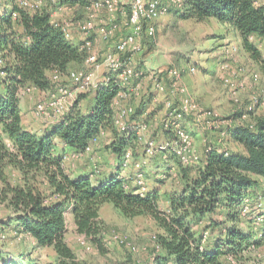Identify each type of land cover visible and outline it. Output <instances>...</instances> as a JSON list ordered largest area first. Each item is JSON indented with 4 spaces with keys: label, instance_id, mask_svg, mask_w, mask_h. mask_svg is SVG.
Instances as JSON below:
<instances>
[{
    "label": "trees",
    "instance_id": "1",
    "mask_svg": "<svg viewBox=\"0 0 264 264\" xmlns=\"http://www.w3.org/2000/svg\"><path fill=\"white\" fill-rule=\"evenodd\" d=\"M62 2L71 5L86 0ZM2 3L0 0V199L7 202L11 213L0 217V240L5 241L11 230L14 241L29 235L32 244L21 242L15 252L0 246V264H34V251L45 247L54 248L56 264H75L77 254L67 240L68 212L74 215L77 231L104 249L100 209L105 202H112L128 217L145 215L158 223L161 232L150 264H226L227 256L240 257L252 247L264 245V117L253 125L230 123L217 140L231 136L243 150L219 146L216 141L211 148L206 146L198 164L185 165L172 146L164 148L161 152L166 158L171 153L178 157L183 185L169 195L168 207L162 208L159 189L147 186L151 177L145 174L144 164L129 177L124 174L126 151L132 150L135 164L145 149L137 132L127 135L115 125L113 101L120 88L115 76L95 89L94 102L88 107L81 104L87 97L82 93L68 112L42 130L23 125L22 90L29 86L50 90L55 85L53 70L67 72L72 65L83 64L86 52L66 37L47 7L31 10L15 1ZM180 17L197 21L213 17L226 23L239 33L264 73L262 50L253 41L254 36L264 37V1L185 0ZM145 106H137L132 120L137 121ZM164 120L161 128L171 141L176 131L166 129ZM103 130L113 132L106 147L114 155V167L97 172L69 169L63 146L83 152ZM9 167L19 171L20 180L9 176Z\"/></svg>",
    "mask_w": 264,
    "mask_h": 264
},
{
    "label": "rangeland",
    "instance_id": "2",
    "mask_svg": "<svg viewBox=\"0 0 264 264\" xmlns=\"http://www.w3.org/2000/svg\"><path fill=\"white\" fill-rule=\"evenodd\" d=\"M12 1L14 0H1L2 4H10ZM70 12L64 11L62 18L71 17L72 14ZM84 15L83 9L77 10L76 18H81ZM221 37H226L230 41L226 42L224 39H220ZM241 44V38L234 30L229 29L227 25L223 27L217 25L214 19L204 22L184 19L174 10L160 19L157 24V32L147 41L137 61L138 67L143 69L146 75L149 74L148 76L154 70L166 72L171 67L181 69L182 82L187 88L188 95L203 109L201 121H196L194 115H184L185 120H183L184 126L193 134L196 151L202 158L205 146L209 145L211 148V145L214 142L216 143V141L219 146L243 150V146L240 143L233 142L230 139L231 136L223 135L221 141H218L217 138L230 123L253 125L259 118L264 117V95L253 107V110L246 111V107L251 103L253 95L258 93V88L256 85L252 86V82H249L250 80L247 76L251 74L250 78H252L255 71L262 76L263 72L260 68L256 70L253 68L255 61H250L249 52ZM97 45L100 48L106 47V44L101 41H98ZM234 45L238 47V50L231 56L223 57V54L218 53L219 49L227 50V48H231ZM262 54L264 56V52ZM84 63L79 66L72 65L71 68H82ZM192 66L197 67L196 71H191ZM103 72L104 70L98 72L97 82L99 84L101 82L100 79L103 77ZM226 77H230L235 82V86L226 84ZM65 81L72 85L70 80L65 79ZM145 82L150 84L148 78H146ZM240 82L245 85L239 86ZM261 83L264 84V81H261ZM95 89L82 92L87 94V97L81 100L84 108L94 102L93 93ZM82 93H78L77 96ZM184 96L179 93L177 96L169 95L167 99L172 100L174 105L178 106ZM48 97V91L35 90L34 88L31 90L24 88L22 90L21 101L24 103L23 108L27 109L24 114L27 117V122L33 123L34 121L31 120L33 116L34 120L36 118L40 120L41 124L45 125L61 117L53 115L49 110L38 114L37 105L40 102H47ZM137 100L138 98L135 96H130L129 98L130 103L137 102ZM148 104L149 102L147 101L145 108L149 110ZM152 106L155 109L153 111L155 113L151 117L152 120H146L149 127L144 132V137L145 139H155L158 144L166 140L164 136L166 132L164 128H161V124L166 117L168 109L163 104L155 106L153 103ZM28 113L29 116L27 115ZM133 161L132 158L126 171L129 169L131 173H136L138 167L133 164ZM140 161H143L145 174L151 177L146 181L147 186L159 189L161 206L162 208H167L170 201L169 195L180 190L183 185L181 165L178 157L171 153L166 158L162 152L157 151L153 155L143 153L140 156ZM168 162H170L171 166L167 167ZM66 164L71 170L81 167L91 172H97L98 170L108 171L114 167L115 158L106 145L100 143V145L96 144L93 146L90 151L67 154ZM155 172L160 174V176L157 177ZM9 176L14 180L21 179L19 171L12 167H9ZM158 178L163 179L159 180ZM9 213H11V208L6 201L0 199V217ZM100 218L105 224L104 249L95 245L86 235L77 232L73 224L72 215L68 217V242L77 254V262L75 264L151 263L149 256L153 255L157 244V236L161 232L154 218L145 215L128 217L112 202L102 204ZM246 218L247 216L243 220L244 226L246 225ZM14 235V231L9 230L6 232V239L5 241L0 240V246L7 251L15 252L20 248L18 244L21 242L26 246L32 244L29 235H22L16 241L13 239ZM115 235L124 238L126 244L118 242ZM34 257L36 258L34 264L57 263V253L53 247L36 249ZM225 263L264 264V245L254 246L245 251L240 257L227 256Z\"/></svg>",
    "mask_w": 264,
    "mask_h": 264
},
{
    "label": "built area",
    "instance_id": "3",
    "mask_svg": "<svg viewBox=\"0 0 264 264\" xmlns=\"http://www.w3.org/2000/svg\"><path fill=\"white\" fill-rule=\"evenodd\" d=\"M20 7L37 10L47 7L52 18L67 10L83 8L85 15L81 18L68 17L67 19L57 18L56 25L61 26L66 37L80 46L86 52L85 66L79 69H70L62 72L59 69L53 70L54 87L48 90V101L40 102L37 105V112L49 110L55 116H62L70 110L78 93L93 90L99 87L97 82L98 72L105 70V82L111 75L115 76L119 83V90L114 98L113 105L116 108L114 122L122 132L130 135L131 131L138 134L139 142L143 145L147 155H153L157 151L172 146L175 154L185 165L195 164L202 160L197 153L193 134L184 126V115H194L196 121H201L203 109L188 95L187 88L182 82V71L180 68L171 67L166 72L154 70L150 76L138 67V59L143 52L147 41L157 32V24L161 18L169 15L172 11H182L185 7V0H86L85 3L65 4L62 0H14ZM79 8V9H80ZM78 9V10H79ZM76 33L82 38L76 42ZM98 40L106 44L100 48ZM260 48L264 52V37L261 39ZM263 48V49H262ZM237 46L227 48V52L234 53ZM195 66L191 71H196ZM148 78L150 84H146ZM65 79L71 81L69 85ZM261 75L253 74V84H257ZM226 84L235 86L230 77L225 78ZM245 84L240 82L239 86ZM29 90L36 86L27 87ZM185 95L180 105H174L172 100L166 99L165 106L168 109L164 120L166 129L172 128L176 131V137L157 144L155 139H145L144 132L149 124L146 120H132L137 112V106L146 105L147 99L155 102L160 101L163 94L177 96ZM130 96L138 98L137 102L130 103ZM260 96L253 95L251 103L246 111L253 110L259 102ZM146 101V102H145ZM103 130L85 151H90L93 145L106 133ZM84 151V152H85ZM166 156V154H164ZM133 158L131 149L126 151L123 162L125 171ZM143 161L138 160L135 165L139 168ZM140 178L143 173L138 174ZM143 182V181H141ZM146 187L142 188L144 192ZM120 243L126 241L119 235H115Z\"/></svg>",
    "mask_w": 264,
    "mask_h": 264
},
{
    "label": "crops",
    "instance_id": "4",
    "mask_svg": "<svg viewBox=\"0 0 264 264\" xmlns=\"http://www.w3.org/2000/svg\"><path fill=\"white\" fill-rule=\"evenodd\" d=\"M261 1H264V0H261ZM80 7H77L75 10H67V11H71L70 13L72 14L71 15V17H76V12H77V10L79 9ZM80 9H83V8H80ZM84 10V9H83ZM85 12V11H84ZM178 15H180V11L177 13ZM62 15H63V13H61V14H57L56 15V17L55 18H53V20H55V19H57V18H62ZM209 19H214V21H215V23L217 24V25H221L222 27L223 26H225V25H227L226 23H222V22H219L217 19H215V18H213V17H211V18H207L206 20H204V21H207V20H209ZM204 21H201V22H204ZM236 33H237V35L239 36V33L237 32V31H235ZM75 40H76V42H78L81 38H82V36H81V34H78V33H76V36H75ZM220 39H224L226 42H228V41H230L228 38H226V37H221ZM261 39H262V37L261 38H259V37H257V36H254L253 37V41L254 42H256V43H258L259 44V47H260V43H261ZM207 40H208V38H207ZM98 41H100V40H98ZM225 42V43H226ZM241 46H243V44H241ZM218 53H220V54H223L224 56L223 57H229V56H231L232 55V53H229V52H227V50H225V49H223V48H221V49H219L218 50ZM253 59L251 58L250 59V61H252ZM254 61V60H253ZM84 66H85V63H84ZM77 68V67H76ZM253 68L256 70L257 68H260V66L258 65V64H256V62H255V64H254V66H253ZM72 69V68H71ZM73 69H75V68H73ZM262 71V70H261ZM256 72V71H255ZM107 72L104 70V72H103V77H102V79H100V81L102 82V81H104L105 80V77H106V74ZM262 73V72H261ZM108 74V73H107ZM248 79L250 80L249 82L251 83L252 82V86H255L256 85V87L258 88V95L259 96H261L260 98L262 99V96L264 95V87H263V85L264 84H262L261 83V81H264V74L262 73V76H261V79H260V81L257 83V84H253V77L252 78H250L251 77V74H248ZM167 98H169V95L168 94H163L162 96H161V99H160V101H158V102H155V101H153V100H150V101H148L149 102V104H148V106H149V110H150V112L151 111H153V110H151V109H154V107L152 106V104L154 103L155 104V106L156 105H158V104H163V105H165V101H166V99ZM27 102V101H26ZM21 107H22V112H23V125L24 126H26V127H29V128H32V129H34V130H42L46 125H48V123L47 124H41L40 123V120H38V119H36L35 118V120H34V117L32 116V119H31V117H30V119L31 120H33L34 122L33 123H29V122H27L28 120H26V115H24L25 114V111L27 110V109H25V108H23L24 107V103H23V101H21ZM146 107V106H145ZM149 110L148 109H146V111H144L143 113H140L135 119H137V120H144V119H149L150 117H149ZM28 116H29V113L27 114ZM153 117V116H152ZM151 119V118H150ZM152 120V119H151ZM44 125V126H43ZM221 135V134H220ZM220 137V136H219ZM113 140V132L112 131H110V130H107L106 131V133L100 138V140L96 143V144H99L100 145V143L101 144H104V145H107L108 143H110L111 141ZM96 144H94L93 146H95ZM63 149H65L66 151H67V154H69V153H75V152H77L75 149H72V148H70V147H64L63 146ZM207 150V148H206V146H205V151ZM205 151L203 152V157L205 156ZM143 153H145V151L143 150H141V152H139V154H140V156L141 155H143ZM73 171H76V172H80V171H82V170H86V169H82L81 167H78V168H73L72 169ZM87 171H89V170H87ZM124 174H126L128 177L130 176L129 174H131V170H125L124 171ZM72 215V217H73V219H74V215L71 213V212H68L67 213V222H68V217L69 216H71ZM74 227H75V229H76V231H77V225H76V223H75V220H74ZM68 230H69V227H68ZM78 232V231H77ZM67 240H68V232H67ZM150 258L152 257L151 255L149 256Z\"/></svg>",
    "mask_w": 264,
    "mask_h": 264
}]
</instances>
